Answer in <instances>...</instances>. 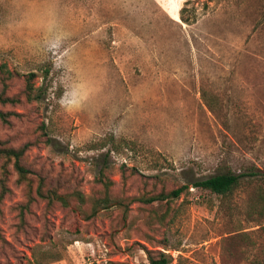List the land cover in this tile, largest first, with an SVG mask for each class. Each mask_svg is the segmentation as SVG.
Here are the masks:
<instances>
[{"label":"rangeland","instance_id":"374dc122","mask_svg":"<svg viewBox=\"0 0 264 264\" xmlns=\"http://www.w3.org/2000/svg\"><path fill=\"white\" fill-rule=\"evenodd\" d=\"M0 0L20 94L0 140L29 143L0 202V264H264V0ZM242 174L228 196L194 187ZM101 174L112 204L92 213ZM67 204L36 197L40 177ZM187 184L180 197H130ZM33 200L27 208L29 190ZM82 194L84 201L77 198ZM22 211L23 217L19 213Z\"/></svg>","mask_w":264,"mask_h":264},{"label":"trees","instance_id":"16d2710c","mask_svg":"<svg viewBox=\"0 0 264 264\" xmlns=\"http://www.w3.org/2000/svg\"><path fill=\"white\" fill-rule=\"evenodd\" d=\"M190 0L184 1V6L179 10V18L182 22L187 24H192L196 22L195 15L189 16L186 11V5ZM17 76V72L10 70L4 62H0V105L5 106H14L21 103L22 97L27 103H32L33 101L39 100L45 89L40 85H35V73L29 72L22 75L23 78V88L20 94H10L9 93V82ZM11 116H19L18 112L9 109L0 108V122L2 124H9ZM29 143L14 147L8 145L6 142L0 140V202L1 200L10 193V189L7 186V165H12V168L18 175L19 180H25L26 175L30 172L24 164V154L28 148ZM242 174H235L232 172L217 173L202 179L196 180L192 183V186L208 190L212 193H215L220 196H228L231 194L234 189L238 187L241 182ZM96 182L102 185L100 189L99 196L93 198L92 213L89 214L86 218H89L93 215L97 209H105L111 206L112 204H117V202H112L113 199L109 195V183L110 179L101 174L96 177ZM189 186L187 184H182L178 187L171 188L169 190L162 188L159 190H154L149 193H142L138 196L130 197L129 202L138 201L143 204H151L154 201L159 200H169L180 197V195L185 191ZM34 193L36 197L46 201L47 205H51L54 201H60L63 204H67V196L58 192V190L52 187L46 182L44 177H40L39 183L37 184ZM77 198L83 202L84 198L82 194H77ZM33 200L32 188L29 190V195L27 197V203L25 205H20V208H27L28 204ZM20 218L23 217L22 211L19 213ZM146 255L148 258V264H168V258L165 253L162 251H155L145 249Z\"/></svg>","mask_w":264,"mask_h":264}]
</instances>
